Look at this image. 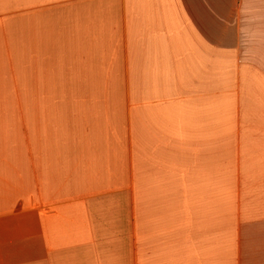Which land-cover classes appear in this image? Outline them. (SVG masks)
Listing matches in <instances>:
<instances>
[{
	"label": "crops",
	"instance_id": "1",
	"mask_svg": "<svg viewBox=\"0 0 264 264\" xmlns=\"http://www.w3.org/2000/svg\"><path fill=\"white\" fill-rule=\"evenodd\" d=\"M0 264H264V0H0Z\"/></svg>",
	"mask_w": 264,
	"mask_h": 264
}]
</instances>
